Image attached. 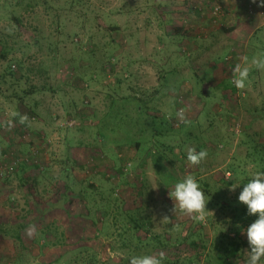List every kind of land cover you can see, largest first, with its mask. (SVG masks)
<instances>
[{
    "label": "rangeland",
    "instance_id": "rangeland-1",
    "mask_svg": "<svg viewBox=\"0 0 264 264\" xmlns=\"http://www.w3.org/2000/svg\"><path fill=\"white\" fill-rule=\"evenodd\" d=\"M164 11L175 20L172 30ZM110 26L119 31L111 34ZM179 27L186 37L177 47ZM0 50L8 54L0 61V223L28 225L27 250L18 260L12 241L0 237V264H122L117 206L147 218L141 238L182 241L181 258L172 254L175 248L165 251L179 262L192 257L185 245L193 241L210 247L216 238L238 235L241 264H247L242 230L253 221L230 208L241 204L243 180L261 171L247 158L248 137L264 145V69L253 63L264 60L259 0H0ZM12 65L19 77L10 73ZM236 66L249 70L244 89L233 83ZM198 85L211 98L205 109L198 107ZM183 86L193 90L185 97V128L196 121V131L168 123L178 114ZM32 88L37 93L27 96ZM139 92L151 95L153 112L141 115L132 102L119 114L122 121H114L111 95ZM76 119L80 126H67ZM156 131L161 135L154 139ZM199 144L207 156L193 166L187 149L199 152ZM25 155L43 172L35 195L22 184ZM186 176L197 180L208 201L203 222L178 206L174 212L169 191Z\"/></svg>",
    "mask_w": 264,
    "mask_h": 264
},
{
    "label": "trees",
    "instance_id": "trees-1",
    "mask_svg": "<svg viewBox=\"0 0 264 264\" xmlns=\"http://www.w3.org/2000/svg\"><path fill=\"white\" fill-rule=\"evenodd\" d=\"M161 17L164 19V23L167 25V28L169 30L174 29L173 26H175V23H174L175 20L174 18L171 17L170 13H168L167 11L161 12ZM175 29L178 32H180L181 36H178L176 33V36H178V39L172 41V43L176 44V46L178 47L182 37H184L186 33L185 34L183 33V29L181 27L175 28ZM117 31H119V28L117 26H110L109 32L111 34H114ZM169 39H171V36ZM161 45L164 47V49H168L170 46V44H167L164 42ZM7 58H8L7 52L4 50H0V61H5L7 60ZM165 60H168V57H166ZM11 67L9 69L10 73H12V75H15L16 73V76L19 77L20 73L16 71L18 68L17 67L13 68V65ZM174 72H176V70H174L172 73ZM203 82L204 81L202 80V82H200L199 84L202 85ZM205 84L206 83L204 82L203 87ZM198 87L199 88H197V92L199 96H201V99H202V102L198 105V107L201 109H205L207 107L206 105L209 103L211 98L210 96L205 94V91L203 90L202 87H200L199 85ZM213 89H214L213 91L217 90L215 89V87ZM180 90H183L182 92L183 95L182 94L178 95V99L176 100L177 113H179L180 109L186 110L187 100L185 99V97H187L186 96L187 94L189 96V95H192L193 93L192 89L185 90L184 86ZM185 92L187 93L185 94ZM36 93H37V89L32 88L31 91L27 92V96H32V95H35ZM147 93L148 92H139L138 94H133L131 97L121 96L120 98L112 94L111 95L112 101L110 104L109 113L113 114V120L115 121L118 119L122 121L119 114L123 112L127 104L132 103V102H137V110L139 113H141V115L145 113L147 114L148 112L152 113L155 107L149 108V105H150L149 103L152 101V97L150 94H147ZM159 94L160 92L157 91L154 96V100L157 99ZM145 98H150V99L145 100ZM19 99L22 103H24L23 101H25V97H19ZM22 103L21 105H23ZM28 113L31 116V118H35L37 116V113L34 108H29ZM21 116L23 117L22 113L19 112V114H17L16 116V120L19 121L20 118L23 119ZM178 117L179 116L177 115L175 117H172L168 121V123L173 128L176 126L175 123ZM150 119L151 121L149 120V122L156 124L157 122L156 116L151 115ZM184 119H185V123L178 128H182V129L185 128V126L187 125V115H184ZM122 124L123 122H120L119 126H121ZM197 124L198 123L196 121H193L188 126V128H185V129L196 131V129L198 128V126H196ZM160 135H161V132L156 131L153 137L154 139H156V137ZM187 140L190 141L191 138H188ZM196 140L199 141V138H196ZM247 144L251 146L249 152L247 153V158L250 159L253 163H256L257 165H259V167L261 168V171H264V145L256 143V141L253 140L251 137H248ZM137 146H140L139 142H137ZM204 146L205 144H199L198 149L201 151L204 149L203 148ZM153 148H157V147L154 145ZM4 153H5L4 155H6L8 152H4ZM26 156L27 155H25V159L22 161V163L19 164L21 171H22L21 173L24 176V178L22 176V179H24L22 180L23 181L22 184L26 185L27 183H29L27 185L29 191L31 194L35 195V192H36L35 187H37V185L39 184V181H38L39 175H41L43 172L40 171L42 170L41 166L33 163V161L30 159H27ZM67 161L72 163L74 166L76 165V161H74L69 156L67 157ZM28 169L29 170L31 169V170L28 171ZM68 169L69 168L66 167V170ZM232 170L235 173H238V170L237 168H235V166L232 167ZM249 180L245 178L242 184L247 183ZM65 187L67 190V195L71 196L72 192L70 190L69 185L65 183ZM101 199H102L101 203L103 204H105L104 200H108L104 196H102ZM105 205H107V207L104 209L106 210L105 215L110 216L107 211H109V205L111 206V204L106 203ZM115 208H116L115 209L116 212L114 216L115 223L117 226L120 227L115 237L119 239V242L121 245L120 251H122L123 256H121L122 258L120 259V261L122 262V264H129L130 258L132 256L153 255L159 258L161 253L163 254L162 264H194L196 260H193V259H197L201 262H204L205 264H241V258L243 257L241 254V250H242L243 244L238 238V235H236L234 238H230V236L227 235V236H224L225 239H220V240L216 238L214 244H212V246L210 247H207V245L202 244L201 241L199 242L193 241L190 244L191 248L190 247L188 248V246L185 245L186 249L189 251L188 254H193L191 255L192 257H190L188 260H185L184 262H181V261L179 262L178 258H181L183 253L179 252L182 247L178 245H183L184 243L181 244L182 241L179 240V241H175L174 243H171L170 240H166L165 238L158 236V235H154V234L147 235L145 238H141L142 232L144 231V229H146L147 218L141 219L139 216H134L133 214L126 213L124 210L121 211V209L118 208V206ZM230 209L232 210L233 214L241 216V220L243 221L246 219V217L249 216L247 215L246 206L243 205L242 203L238 204L237 202H233ZM251 218H252V221H254L256 217L251 216ZM27 226L28 225L26 223L15 224V225H10L7 223H0V237L4 238L5 240L12 241L13 246H14V251L16 252L17 260L20 258L22 251L27 250L25 242H24V236H23V232L28 228ZM244 227L246 226L244 225ZM188 240L189 239L187 237L184 239L185 244H187ZM170 247L175 248L174 249L175 251L172 254L176 255L178 258H176V256L174 258H172L171 256H166L165 251L167 252L170 249ZM203 251L206 252L205 256L204 255L202 256Z\"/></svg>",
    "mask_w": 264,
    "mask_h": 264
},
{
    "label": "clouds",
    "instance_id": "clouds-1",
    "mask_svg": "<svg viewBox=\"0 0 264 264\" xmlns=\"http://www.w3.org/2000/svg\"><path fill=\"white\" fill-rule=\"evenodd\" d=\"M256 3V0H252ZM259 6L264 7V0H259ZM253 63L258 69H264V60H254ZM236 77L233 83L236 88L244 89L249 75L248 68L241 69L236 66L233 69ZM180 119H184L183 110L178 114ZM207 156L206 151L197 152L195 148L187 149V161L193 165H199ZM237 187V186H236ZM236 187L231 186V190ZM169 197L174 202V212L192 216L203 222L208 201L201 190L199 183L192 176H186L184 179L175 182L173 189L169 191ZM238 201L246 206L247 215L256 217L255 220L246 228L243 233L246 234L248 242L247 264H261L264 259V171L255 172L252 178L243 184L242 191L239 193ZM163 254L157 258L153 255H138L130 258L129 264H162Z\"/></svg>",
    "mask_w": 264,
    "mask_h": 264
},
{
    "label": "built area",
    "instance_id": "built-area-1",
    "mask_svg": "<svg viewBox=\"0 0 264 264\" xmlns=\"http://www.w3.org/2000/svg\"><path fill=\"white\" fill-rule=\"evenodd\" d=\"M215 9V11H214V14H215V16L221 11V8L220 7H216V8H214ZM13 68H16V66H13ZM181 110H183V109H180V111ZM179 111V112H180ZM183 115H184V110H183ZM185 123V119H180L179 117L177 118V120H176V123H175V125H176V127H180V126H182L183 124ZM67 124V126L68 127H70V128H73V127H76V126H80L81 124H80V122H79V120H71V121H69V122H67L66 123ZM33 150H35V148L33 149ZM36 151L37 150H35L34 151V153H33V155H36ZM37 154H38V152H37ZM11 168V167H10ZM11 169H13V168H11ZM14 170V169H13ZM12 170V171H13Z\"/></svg>",
    "mask_w": 264,
    "mask_h": 264
},
{
    "label": "crops",
    "instance_id": "crops-1",
    "mask_svg": "<svg viewBox=\"0 0 264 264\" xmlns=\"http://www.w3.org/2000/svg\"><path fill=\"white\" fill-rule=\"evenodd\" d=\"M228 5H229V3H228ZM234 8V7H233ZM230 9H231V6H230Z\"/></svg>",
    "mask_w": 264,
    "mask_h": 264
}]
</instances>
